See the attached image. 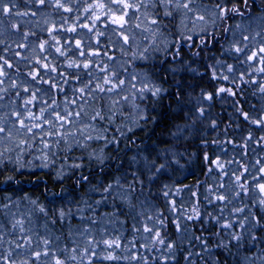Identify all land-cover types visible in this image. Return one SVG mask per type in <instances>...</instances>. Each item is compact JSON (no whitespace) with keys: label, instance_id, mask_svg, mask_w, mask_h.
<instances>
[{"label":"clouds","instance_id":"1","mask_svg":"<svg viewBox=\"0 0 264 264\" xmlns=\"http://www.w3.org/2000/svg\"><path fill=\"white\" fill-rule=\"evenodd\" d=\"M0 264H264V0H0Z\"/></svg>","mask_w":264,"mask_h":264}]
</instances>
